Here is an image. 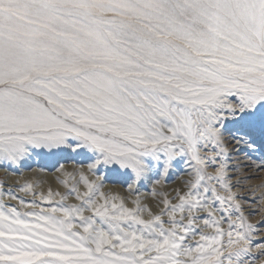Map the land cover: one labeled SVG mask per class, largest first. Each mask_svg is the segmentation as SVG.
Returning a JSON list of instances; mask_svg holds the SVG:
<instances>
[{
    "label": "snow or ice",
    "instance_id": "1",
    "mask_svg": "<svg viewBox=\"0 0 264 264\" xmlns=\"http://www.w3.org/2000/svg\"><path fill=\"white\" fill-rule=\"evenodd\" d=\"M261 148L264 0H0V166L87 161L0 185V264H256Z\"/></svg>",
    "mask_w": 264,
    "mask_h": 264
},
{
    "label": "rangeland",
    "instance_id": "2",
    "mask_svg": "<svg viewBox=\"0 0 264 264\" xmlns=\"http://www.w3.org/2000/svg\"><path fill=\"white\" fill-rule=\"evenodd\" d=\"M259 147L260 144L258 142V148ZM261 151H264V148H261ZM261 151L252 154V162H246L244 160L243 152L233 153V163H240L242 165L239 170V176L251 175V179L241 181V183L244 185L243 188L238 187L234 189L236 191H239L241 195H248L250 188H255L257 193L264 191V188L259 187L261 185H264V171L258 172L257 169L254 167V163L258 162L256 160V157L261 154ZM86 164L87 161H84L81 157L74 156L72 153H64L62 156L59 157H52L44 154L33 155L31 156V158L27 159L21 166L13 168H6L0 166V169L2 170V175L0 174V184L2 183V186L5 188L8 187V185H6L8 173L19 176L22 175L23 171L29 172L33 170V168H39L50 173L52 175L51 178H47L43 175H37L34 180L29 179V182L33 181L38 190L46 191L49 187H51L53 190L59 189L63 191L62 186H60L58 180L56 179L57 176L60 174L58 169L63 166V168L65 167V169L71 171L72 169L81 166L86 167ZM245 164H247L246 167L244 166ZM239 176L236 178H239ZM181 182V176L173 175V177L167 181L165 185V190L171 191L173 188L179 187ZM104 190L126 194L127 185L123 182V178L110 175L109 178H107L104 182ZM139 194L143 198L144 203L152 205L155 204V201L152 200L147 188H141ZM241 202L244 205L243 211L249 222L255 224L257 221L264 219V208H261L251 200H242ZM11 203L14 204L15 201H12ZM257 235L264 236V227L261 228V231L257 233ZM261 260H264V257H260V259L257 260L256 264H260Z\"/></svg>",
    "mask_w": 264,
    "mask_h": 264
},
{
    "label": "bare ground",
    "instance_id": "3",
    "mask_svg": "<svg viewBox=\"0 0 264 264\" xmlns=\"http://www.w3.org/2000/svg\"><path fill=\"white\" fill-rule=\"evenodd\" d=\"M1 168V167H0ZM65 169V167H64ZM8 171V170H7ZM6 171V172H7ZM0 174L2 175V170L0 169ZM37 175H43L47 178H51V174L46 172L45 170H41L39 168H33V170L29 171V172H25L23 171L22 175H12L11 173L7 174V183L6 185H8V187H14L17 184H24L25 182H29V179H33L37 176ZM41 177V176H40ZM4 178V177H3ZM33 183V181H31ZM4 184V183H3ZM2 185V183L0 184ZM39 187V186H38ZM42 189V188H41ZM38 190V188H37ZM30 199V197H29Z\"/></svg>",
    "mask_w": 264,
    "mask_h": 264
}]
</instances>
